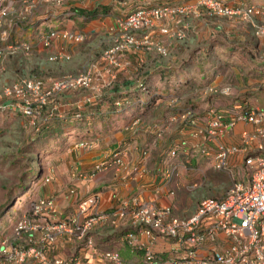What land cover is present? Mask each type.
Listing matches in <instances>:
<instances>
[{"label": "crops", "instance_id": "0c3cea01", "mask_svg": "<svg viewBox=\"0 0 264 264\" xmlns=\"http://www.w3.org/2000/svg\"><path fill=\"white\" fill-rule=\"evenodd\" d=\"M222 1L229 6L264 4V0ZM65 3L60 8L42 7V10L34 13L33 23L18 26L12 33L14 39L30 42L31 51H19L0 59V92L15 80L39 77L47 83L51 79L73 74L87 63L99 59L101 53L112 44L117 19L134 7L183 5L189 12L179 18L176 15L167 16L147 29L148 34L165 47L166 54L156 49L137 48L120 58L116 69V90H105L97 100L99 103L89 107L87 120H92L88 123L89 127L84 131L77 130V127L64 131L68 143L73 137L77 140L92 138V145L77 146L75 139L63 152L53 150L52 154L57 160L49 169L51 179L41 181L34 197H53L59 211L65 214L75 210L77 199L94 194L95 201L88 207V214L110 210L119 204L120 199L139 194L154 200L159 207L170 206L175 216L187 217L195 211L201 199L223 196L234 180L243 175L244 164L242 153L237 152L228 158L225 168H215L213 154L217 143L238 144L241 131H253L254 125L238 121L231 130L208 141V156L199 152L203 139L200 130L207 124L212 110L222 111L231 106L245 105L264 107V34L255 35L252 24L240 14L211 13L198 0H69ZM70 7L74 11L71 10L69 14ZM45 13L50 16L46 17ZM68 15L69 19H66ZM51 24H59L57 28L83 31L86 37L80 42L55 38L50 45L44 46L37 41V36L39 32L47 31ZM160 25H168L173 32L181 33L163 34ZM140 33L137 31L138 35ZM60 45L68 58L50 59L59 51ZM141 80L157 91V100L137 110L136 106L117 110L114 99L124 95L132 98L129 94L138 91L137 82ZM206 83L229 84L231 92L228 95H205L199 89ZM70 97L66 95L61 101L59 95L48 104L54 103V112H58L55 124L52 120L47 124L30 120L10 105V100H5V104L1 105L5 109L0 108V135L12 133L17 127L22 139L36 140L44 136L45 140H51L50 132L44 135L46 132L43 131L50 127L59 128L60 131L66 121L61 115L65 107H78L79 104H83V109L88 107L84 106V96L73 104ZM48 105L47 109L51 108ZM188 106L194 108L198 116L195 124H189L181 117ZM180 140H184V145L172 158L178 164L177 173L168 180L163 175L169 159L167 153L170 146ZM261 140L255 137L249 149L255 150ZM118 147H121L123 165L112 164L88 179L71 177L74 169L87 172L107 156L111 159V153ZM50 152L42 148L38 150V154ZM70 186L75 187L76 195L69 194ZM131 230L136 231L126 214L118 226H113L108 218L98 220L89 234L97 250L115 249L124 264H142L143 249L126 240V233ZM12 233L11 230L4 237L10 238ZM40 234L41 230L35 232L37 237ZM139 238L148 241L144 235ZM219 243H225L222 235L219 236ZM209 245L205 244L207 247ZM176 247L170 238L160 237L153 243L155 253L164 264H170L171 257L177 255ZM48 250L49 254L59 256L77 253L84 264L100 261L96 251L88 247L85 240L67 232L58 234L50 242ZM24 264L36 263L28 258Z\"/></svg>", "mask_w": 264, "mask_h": 264}, {"label": "built area", "instance_id": "2783aa9c", "mask_svg": "<svg viewBox=\"0 0 264 264\" xmlns=\"http://www.w3.org/2000/svg\"><path fill=\"white\" fill-rule=\"evenodd\" d=\"M35 1H45L55 5L54 8L65 3V0H23L20 10L16 11L11 0H0V57L18 51H30L31 43L14 39L12 33L21 26L22 20L31 14ZM198 3L207 6L211 13L240 14L252 24L255 35L264 34V4L229 6L222 0H198ZM71 10L74 11L70 7L69 14ZM188 12L189 9L183 5L134 7L117 19V31L112 44L101 53L99 59L87 63L73 74L51 79L47 83L39 77L21 78L4 86L0 97L3 94L5 97L19 99L20 104L15 105L33 120L40 116L42 106L51 96L76 89H90L99 94L114 81L120 57L126 51L137 48L156 49L161 54H166L165 47L153 39L147 29L167 16L176 15V18H179ZM257 18H260V22ZM137 31H141L140 35ZM160 32L168 35L181 33L173 32L168 25H160ZM55 38L80 42L83 33L67 27L51 26L47 31L39 32L37 41L48 46ZM61 57L68 58L63 49L49 58ZM204 88L211 95H228L231 92L229 84L206 83ZM138 89L142 95L134 101L124 97L115 99L116 108H121L123 103L128 106L146 104L152 95L146 94L148 89L144 82L138 83ZM210 114L207 124L200 130L203 139L199 144V152L206 156L210 155L208 141L228 132L238 121L254 125L253 131H241L238 144L217 143L213 154L215 168H225L228 158L237 152L242 153L244 164L243 175L234 180L223 196L201 199L195 211L187 217L175 216L171 213L170 206L159 207L154 200L139 194L120 199L119 204L110 210L88 214V207L95 201L94 194L77 199L75 210L65 214L59 211L53 197L37 196L31 200L27 214L16 221L12 233L14 241L11 242L12 240L7 238L0 240V264H23L28 258L36 264H84L77 253L68 256L49 254L50 242L62 232L85 240L86 245L95 250V254L100 258L95 264H124L118 250H97L89 232L102 218H108L113 226H118L126 214L129 215L131 226L136 229L126 233V240L143 249L142 264H164L153 249V243L160 237L172 239L177 246V255L171 257L170 264H264V107L231 106L222 111L212 110ZM74 117L80 119L83 114L76 112ZM181 117L189 124H195L198 118L191 106L185 108ZM257 136L262 140L255 150H250L249 144ZM92 143V138H83L74 144L88 147ZM181 145H184V140L175 142L168 150L169 159L163 170V175L168 180L177 173L178 164L172 158ZM124 163L121 147H118L111 153V159L107 156L96 162L87 172L74 169L71 177L88 179L95 172L112 164ZM50 179V172L43 177L44 182ZM68 192L71 195L77 193L74 186H70ZM38 230H41V234L37 237L35 232ZM140 235L146 236L148 241H142ZM220 235L224 238L223 244L219 243ZM206 243L211 245L207 247Z\"/></svg>", "mask_w": 264, "mask_h": 264}, {"label": "rangeland", "instance_id": "374dc122", "mask_svg": "<svg viewBox=\"0 0 264 264\" xmlns=\"http://www.w3.org/2000/svg\"><path fill=\"white\" fill-rule=\"evenodd\" d=\"M11 1L15 10L16 11L20 10L23 0H11ZM66 1L69 0H65L64 2ZM63 4L66 3H62L56 6L60 8V6H62ZM44 6L45 7L50 6L53 8L55 5H52L45 1H35L33 6L34 8L31 14L22 20L21 25L26 26L33 23V21L35 20L34 13L37 10H42V7ZM45 14L46 17L50 16L49 13H45ZM66 19H69V15L66 17ZM75 19L76 18H74V20ZM55 20L59 21L58 18H56ZM257 20L260 22V18H257ZM57 25L51 24L49 27L57 26ZM29 30L31 32V29ZM81 32L83 33V39L81 41H83L86 36L83 31ZM60 49H63L62 45H60ZM132 50L136 51L137 49H132ZM128 52L126 51L123 56H126ZM6 57L8 56L7 55L2 56L0 57V59ZM199 90L205 95H210L205 91L204 85L200 87ZM59 95L61 101L64 96L70 95L71 96L70 103L72 104L77 99L80 100L84 96V98L86 99L84 102L85 103L84 106H88V107H86V109H83L82 108L83 104H79L78 107L77 106L65 107L64 111L61 112V115L63 119H66V121H64L63 127H60V131H58L59 128L55 129L54 127L46 128L47 130L45 129V131H43L46 132L44 135L50 132L51 135L49 136L52 137L51 140H45L43 138L44 136H42V138H37L36 140H30V139L25 140L24 138L22 139L21 138L22 134L19 132L17 127H15L12 130V133L7 132L4 133L3 136L0 135V240H2L3 238H7L10 241L12 240L13 234L12 237L10 238L4 236L6 234H7L6 236H8L11 230L13 232L12 227H14L16 220L29 211L30 202L33 198H35L34 196H36L35 194L37 192L38 185L43 180V177L47 173H49V169H51V167L54 165V161L57 160L55 156H53L52 154L53 150H56L57 153L59 152L61 153V151L63 152L64 148H66L69 144H73V141L76 139V137H73V139L69 141L71 143H68V140L65 139L66 135L64 129H68L70 127L83 128L84 127L83 122L86 121L88 117V111L90 109L89 107L95 106L96 104L99 103L97 101L98 93H96L93 90L78 89V90L65 91V93L63 94H58L56 96L49 97L47 102L42 106L40 112L41 117L38 116L35 119H33V121L40 120L42 123L47 124L52 120L55 124L56 122L55 118L56 116H58V112H54L56 108L55 104L51 103L50 104L51 108L49 109H47V105L51 101H54ZM5 100H10L13 106H16L15 105L16 103L20 104V100L17 99L16 97H5L2 94L0 97V108L3 109L1 110L5 109L4 107L1 106L5 104L4 103ZM94 100H96L95 103H93ZM88 103H93V104L89 105ZM16 109L22 112L21 109L18 108V106H16ZM76 112H81L83 114L82 117L83 119L81 122L74 120L76 118V117L74 118V114ZM22 114L25 115L24 113ZM25 116L31 120L30 117H28L27 115ZM3 130L5 131L6 128H3ZM41 148L44 151H51V152L48 154L45 153L38 154V150Z\"/></svg>", "mask_w": 264, "mask_h": 264}, {"label": "trees", "instance_id": "16d2710c", "mask_svg": "<svg viewBox=\"0 0 264 264\" xmlns=\"http://www.w3.org/2000/svg\"><path fill=\"white\" fill-rule=\"evenodd\" d=\"M79 8H77V10H78ZM80 10V9H79ZM115 80H116V78L114 79V81L109 85V86H107V87H105V88H103L102 90H101V92L97 95V97H98V99L102 96V94H103V92L105 91V90H111V89H115L116 90V88H115ZM139 82H144V84L147 86V93L146 94H150V95H152V97H151V99L150 100H147V102H146V104H144V105H137V104H132V105H129V106H132V107H134V106H136V110L137 109H140L141 107H145V106H147V105H149L152 101H155V100H157V98H158V93H157V91L156 90H154V89H152L151 88V86H149V85H147V83L145 82V81H143V80H141V81H138L137 82V87H138V83ZM76 90H78V89H76ZM63 93H65V92H63ZM63 93H61V94H63ZM127 93L128 92H126L125 94L127 95ZM137 94V95H136ZM129 95H131L132 96V98H128L127 96H121V97H124V98H126L127 100H136L137 99V97H139V96H141L142 95V93H141V91L138 89V91L136 92H133V91H131V93L129 94ZM111 98V97H110ZM120 98V97H119ZM114 101H115V99H114ZM114 101H113V104H114ZM115 106V105H114ZM126 103H123V105H122V107H123V110L124 109H128V107H129ZM3 107V106H2ZM121 107V108H122ZM115 108H116V106H115ZM120 108V109H121ZM117 110H119L118 108H116ZM136 116H138V115H136ZM135 116V117H136ZM75 118V117H74ZM82 119L83 118H75L74 120H76V121H78V122H81L82 121ZM92 120H87L86 119V121H84L83 122V124H84V127L83 128H78L77 130H81V131H84L85 130V128H87V127H89L88 126V123H90ZM90 125V124H89ZM92 127V126H91ZM76 128V127H75ZM65 131H66V129H64ZM67 130H69V128L67 129Z\"/></svg>", "mask_w": 264, "mask_h": 264}]
</instances>
